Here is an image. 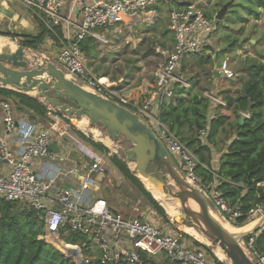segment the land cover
<instances>
[{
    "label": "built area",
    "instance_id": "obj_1",
    "mask_svg": "<svg viewBox=\"0 0 264 264\" xmlns=\"http://www.w3.org/2000/svg\"><path fill=\"white\" fill-rule=\"evenodd\" d=\"M16 1L47 27L51 46L61 44L57 59L66 74L72 76L73 80L84 88L97 92L141 116L166 146L170 155L178 159L181 167L179 171L187 182L205 194L208 193L206 197L210 205L227 222H234L240 217V209L232 208L220 191L202 189L201 180L196 173L197 157L170 131L168 125L159 119L158 113L154 112L155 106L159 107L174 96L176 83L185 88L191 87L177 76L181 61L187 57L206 56L215 31V23L198 6L199 2L179 6L175 5L173 0H97L93 4L82 5V20L78 25L77 34L66 41L57 31L63 22L61 10L66 0ZM160 3L170 7V29L175 33L176 45L166 62L157 69L149 98L139 102L122 95L113 85L103 82L102 77H96L88 70L81 42L92 37L99 43L108 44L105 31L107 28H114L126 21L134 22ZM217 73L226 79L235 77L227 61L217 67ZM204 95L210 100L213 108L218 105L227 106V103L214 93L206 92ZM2 110L5 131L11 133L17 127L12 104L3 102ZM240 114L245 119L251 118L249 112L241 111ZM207 134V129L201 130L200 139L204 141ZM51 144L49 132L40 130L32 136L24 152L16 156L8 140L0 137V157L11 166L8 173L0 172V198L7 202L24 204L28 209L35 210L44 223V233L39 239H44L59 250L56 242H62L72 250V255L67 258L72 263L147 264L150 258L165 256L164 259L170 264H225L214 259L192 239L185 237L181 230L173 231L153 223L148 217V212L135 208L134 212L140 215L129 218L128 214L112 209L104 198H83L81 192H91V188L96 186L91 180L92 174L107 172L101 158L91 160L82 174L75 176L74 172H69L78 179L80 192L73 188H63L53 193L54 185L66 173L62 168L51 170L55 167V162L62 164L65 161L63 156L50 150ZM174 161L176 162L175 159ZM38 162L48 166L49 170L44 166L38 171ZM250 214L252 217L264 215V204L253 209ZM71 234L80 237L76 244L66 242V238ZM254 241L255 238L252 237L248 243L254 252L255 260L257 264H264V254L255 250Z\"/></svg>",
    "mask_w": 264,
    "mask_h": 264
},
{
    "label": "trees",
    "instance_id": "obj_2",
    "mask_svg": "<svg viewBox=\"0 0 264 264\" xmlns=\"http://www.w3.org/2000/svg\"><path fill=\"white\" fill-rule=\"evenodd\" d=\"M244 1L237 4V7L246 15L259 18L260 10H264V0ZM206 15L209 17V14ZM35 23L38 28L36 33L0 32V36H9L13 39L21 37L23 46L38 50L49 31L37 18ZM57 31L60 35L59 28ZM172 38L176 44L175 35ZM99 47L98 41L92 37L81 42L86 57L97 58ZM196 57L201 59L202 63H209V59L212 58V56ZM243 72V76L240 77L241 89L236 94L228 90L223 92V95H219L227 106L218 105V107L229 111L235 117L234 120L228 122L227 116L212 117L214 108L210 100L205 95L193 92L191 88L183 87L180 83L175 84L174 96L161 103L158 109L159 119L166 123L170 131L175 133L197 157L196 173L201 180L202 189L220 191L232 208L240 209V217L233 222L239 227L252 222L253 217L250 212L264 204V186L261 185L264 183V62L253 61L244 68ZM103 82L107 83L108 80L103 79ZM0 96L16 98L25 108L40 117H47L48 109L36 98L3 88H0ZM241 111L249 112L251 115V118L245 119L243 124H241L243 117ZM204 129L208 130V134L203 141L199 137V132ZM222 133H228V136L225 148L218 151L217 143L219 144L220 141L218 137ZM81 136L101 152L109 153L107 147L91 138H86L83 134ZM216 150L221 153L217 169L213 165L216 160ZM111 162L140 191L152 208L166 218L163 207L145 188L144 178L139 176L143 184L127 163L117 155L111 157ZM43 233L44 223L35 210L0 198V264H74L57 248L39 239ZM252 237L255 238V250L264 254V228L247 237L245 242L248 243ZM79 238L76 234H71L66 238V242L73 245ZM195 239L204 242L201 237ZM195 243L206 249L208 254L217 260L213 248L214 254L204 244L198 241ZM147 264L158 263L154 258H150Z\"/></svg>",
    "mask_w": 264,
    "mask_h": 264
},
{
    "label": "rangeland",
    "instance_id": "obj_3",
    "mask_svg": "<svg viewBox=\"0 0 264 264\" xmlns=\"http://www.w3.org/2000/svg\"><path fill=\"white\" fill-rule=\"evenodd\" d=\"M191 1V3L199 2L198 6L205 11V14H209V17L214 20L215 31L213 32L210 46L208 47V51L206 53V56H212V58L209 59V63H202L200 61L201 59L198 57L184 58L178 69L177 76L189 84L193 92H197L203 96L206 92L221 96L223 95V92L228 90L232 91L233 94H236L241 89L240 77L244 74V68L253 61L264 62V10H260V17L257 18L253 15H246L241 8L237 7V4L245 2L244 0ZM228 4H230V6L227 14L222 17V19H218V13ZM18 9L25 10V8L20 4L18 5ZM8 22L9 21L6 20L4 25ZM169 25V10L166 6L162 7L160 12H157L156 15L150 17L147 21L144 20L136 24L129 23L127 25H123L122 23L117 24L116 27L111 29L112 32L108 34L109 36L107 38L109 43H99L100 47L98 50V59L87 57L89 63L88 66H93L94 69H90L92 74L97 75V77L102 76V78L108 77L107 84H109V80L112 82H119L123 79V84L125 86L130 83L137 85V87L139 86L138 88H141L140 86H145V91L141 97H147L152 84H154L157 69L166 62L168 55L174 50L176 45L175 40L172 38L175 33L173 30H171L172 32H169ZM11 26L15 28L14 30L19 32L24 30L23 26L20 24H11ZM9 38L13 39L12 37ZM18 40V44L22 45V38H18ZM44 43L45 42H43L38 50H34L36 53H40L36 56V58L34 57L35 54L33 52L28 53V59L31 65L34 66L42 61L52 62L55 60L54 54H49L48 49H44ZM11 47H15V43L12 41ZM51 48L53 49V47L49 46V49ZM2 49L3 47L0 49V52ZM225 61L228 62V67L235 74L234 80L222 78V76L217 73V67L222 65ZM69 78L73 79L72 76H69ZM193 83L197 85H194ZM132 89H134V87H132L131 90ZM58 111L61 113V116H69L67 112H62L59 109ZM212 114V117L227 116L229 117L227 120L228 122L235 119L229 111L218 106L214 107ZM70 117L74 120L75 124V120L77 118L74 115H71ZM64 120L68 124L72 123L69 119L64 118ZM150 125L153 126L151 122ZM89 126L97 129L100 132V136L103 135V139L109 138L108 131L104 130L101 125H93L89 120ZM153 129L155 130L154 127ZM72 130H77L76 125H73ZM87 136L94 139V135L91 133H88ZM227 136L228 133H222L219 135L218 138L220 141L219 144L217 143L218 151H222L225 148L224 146ZM107 140L111 142V146L106 145L105 143L104 145L109 148L110 154H100L94 151L92 147V149L89 148L91 151L87 152V154L90 157H93L94 155L101 157L102 160L107 163L106 167L110 171L114 172V174H110L108 172L110 179H112L113 175V185L110 189L105 190L103 193L104 196L113 203L115 209L124 214L133 212V214H128V217L132 218L140 215V213H134L135 208H140L142 210L150 208L152 211V218L149 219L158 226H165L173 231L180 232L181 226H194L191 224L190 219H184L182 217V208L179 200L167 199L166 195L162 191L155 188L154 183L151 180L144 179L145 188L162 207L163 205L160 202V199H158L154 193L155 189L158 190V194L163 201H170L177 205V213L173 217L168 215L164 207L163 209L165 210L167 216L166 218H163L157 211H155L140 191L129 180H127L111 162V156L117 155L125 161L131 171L137 175L136 160L127 159V152L134 148V145L122 136H120L116 141H113L110 138ZM96 141L100 142L99 139H96ZM86 144L87 146H90L88 143ZM173 157L176 160L175 163L177 168L181 169L178 159L175 156ZM150 171H154V168L151 167ZM137 177H139V175H137ZM139 179L142 181L141 178ZM201 192L205 197L208 194H205L204 191ZM125 202H127V209L124 204ZM211 210L212 213L221 220V222H227L213 206H211ZM263 216L264 215H258V217L253 216L252 222L241 227L235 226L233 222L228 223L239 229L238 233L240 234L251 231L253 228L258 226L259 220H261ZM250 224H253V226L248 227ZM262 228H264V226H262ZM190 237L193 238L192 236ZM195 238L193 240L198 241ZM208 241L210 240L208 239ZM202 243L204 246L211 249L212 254H214L213 249L215 250L214 255L217 256L216 258L219 261L220 258L217 250L213 246L210 248V244L208 242ZM241 246L251 261L254 264H257L254 252L249 246V243L244 240L241 242ZM164 257L165 256H163V258L156 257L155 261L158 264H164V261H167ZM229 262L231 261L229 260ZM224 263L233 264L232 262L228 263V261Z\"/></svg>",
    "mask_w": 264,
    "mask_h": 264
},
{
    "label": "water",
    "instance_id": "obj_4",
    "mask_svg": "<svg viewBox=\"0 0 264 264\" xmlns=\"http://www.w3.org/2000/svg\"><path fill=\"white\" fill-rule=\"evenodd\" d=\"M230 4L218 13V19L227 14ZM26 52L23 45H18L14 51L10 45L3 47L0 52V85L12 87L22 94L38 92V97L53 108L79 119L86 116L93 125H101L113 141L120 136L126 138L134 145L127 152V159L136 160L137 174L151 180L167 199L180 201L182 217L190 219L193 227L205 234L211 242L210 248L220 246L233 264H254L241 242L264 226V216L251 231L234 236L229 234L217 223L208 199L198 187L187 182L166 146L141 116L84 88L53 62L31 65ZM244 122L242 117L241 124ZM50 150L59 153L55 144L50 145ZM151 167L154 171H150ZM190 201L199 206V211L191 207ZM59 251L66 259L70 257Z\"/></svg>",
    "mask_w": 264,
    "mask_h": 264
},
{
    "label": "crops",
    "instance_id": "obj_5",
    "mask_svg": "<svg viewBox=\"0 0 264 264\" xmlns=\"http://www.w3.org/2000/svg\"><path fill=\"white\" fill-rule=\"evenodd\" d=\"M96 1L97 0H66L65 1L64 6L61 10L63 22H62V25L59 27V30L61 31L60 37L62 39L67 41V40H70L71 38H73L77 34L78 25L81 23V20H82V15H81L82 5H84V4L90 5V4L95 3ZM173 1H174L175 5H179V6L184 5V4H190L192 2L191 0H173ZM18 5H19V3L16 0H0V32L8 33V32L12 31L15 33L16 32L17 33H21V32L36 33L38 31V28H37V24L35 23V18L33 16L32 12H30L23 5L22 6L25 8V10L18 9ZM165 6L169 10V20H170V11L171 10H170L169 5H167L165 3H160L157 6H154L151 9H149L145 16H143L142 18H140L134 22H131V23L136 24V23L144 21V20L147 21V20H149L150 17H153L154 15H156L157 12H160L161 8L165 7ZM6 20H8L9 22L6 25H4ZM129 23H130L129 21H126L122 24L127 25ZM11 24H20L23 26L24 30L21 32L16 31V30H14L15 28L13 26H11ZM4 26H6V27H4ZM169 28H170V25H169ZM111 29L112 28H107L105 30L107 33V37L109 36L108 34H110L112 32ZM115 29H117V28H115ZM3 37L5 38L6 36H0V39H2ZM5 39L15 43V47L14 48L11 47L13 51L18 47V45H19L18 44L19 43L18 38L13 40L11 38L6 37ZM19 39H21V37ZM48 39L49 38L47 37L44 40V42H45L44 43V47H45L44 49L47 48L49 51V54H54L55 60H53L52 62L55 63L60 68H62L58 62V59H57L58 51H59L58 48L61 47V44L58 43L57 46L53 47L49 44ZM49 46L53 47V49L52 48L49 49ZM26 50H27V52H26L27 56H28L29 52H33L35 54L34 55L35 58L38 54H40L38 52L36 53L31 48L26 47ZM87 59L88 58L86 57V65L88 67V70L92 73V71L90 69L94 70L93 66H88L89 63H88ZM94 59H98V57L94 58ZM95 76L97 77V75H95ZM99 77H102V76H99ZM107 78H104V79H107ZM109 83L113 86L116 85L114 87L117 90H119L122 95L129 97V98H133L139 102H142L144 99L149 98L150 92L152 91V88L154 86V84H152L151 90L147 94V97L144 98V97H141V95L145 91V86H140L141 88H138L139 86L137 87V85H133L132 83L127 84V86H125L123 84V79L120 80L119 82H117V81L112 82L109 80ZM132 87H134V89L131 90ZM0 88L18 92L14 88L8 87V86L4 87V86L0 85ZM18 93H20V92H18ZM26 95H29L33 98H36L43 105L46 106V108L48 109L47 117H45V118L40 117L39 115L34 113L32 110L25 108L24 106H22L19 103V100L16 98L0 96V137L7 139L8 142L10 143L11 150L14 152V154L16 156H20L24 152L28 142L31 140L32 136L36 132H38L40 130L48 131L50 136H51V139H52V144H55L59 149L58 154L65 158V161L62 164L59 162H55V164H54L55 167L51 168L52 171H55L57 169L62 168L65 170L64 173H66L64 176L61 177V179L59 181L56 182V184L54 185V188H53V192L57 193L58 191H60L63 188H70V189L73 188L74 190L80 192V184H79L78 179L75 176H77V174H79V173L82 174L85 171V166H88V164L90 163L91 160L101 158L97 155H94L93 157L88 156L87 152L91 151V150H89V148L90 149L93 148L94 151H96L100 154L104 153V152H101L99 149L93 147L88 141H86L81 136V134H83L84 136H86V138H90L89 136H87L88 133H91L94 135V133H93L94 128L89 126V131H85L78 126L79 122L86 121L85 119H88V117L83 116L80 119L76 117L77 119L75 120V124H74V120L70 117L71 115H69L67 113L69 116H65V115L61 116V113L58 111V108H53L51 105L47 104L43 99L38 97V92H32V93H28ZM3 102H10L12 104L13 109H14L15 118L17 121V127H16L15 131H13L11 133H7L5 131V126L3 124V110H2V103ZM158 109H159V107L155 106L154 112L158 113ZM64 118L69 119L72 123H70V124L66 123ZM88 124H89V122H88ZM73 125L74 126L76 125V127H77L76 131L72 130ZM95 130H97V129H95ZM91 139L93 141H95L96 143H99L100 145L105 146L104 145L105 142H103L102 140H100V142L96 141L95 135H94V139L92 137H91ZM85 142L88 143L90 146H87V144ZM105 147H107V146H105ZM215 152H216V160L213 162V165H214V168L217 169L218 165H219V157H220L221 153H218L217 151H215ZM104 154H106V153H104ZM108 154H110V150H109ZM108 154H106V155H108ZM101 160H102V158H101ZM102 162L106 166L107 163H105L103 160H102ZM44 166H46V165H42V163H39L37 166L38 171H41L42 167H44ZM46 169L49 170L48 166H46ZM10 170H11V166L8 164V162L2 160L0 157V172L8 173ZM69 172H74L73 174L75 176H72L71 174H69ZM108 172L110 174H114V172L110 171L108 168H107V172L104 174H92L91 180L96 183V186L91 188V192H81L80 195L83 198H85L86 200H89L91 197H93L92 199L104 198L108 201V203L110 204L112 209L117 210L114 208L113 203L107 197H105L104 193H103L105 190L110 189V187H112V185H113V183H112L113 175H112V179H110ZM137 175H139V174H137ZM137 175L135 174V176H137ZM261 185L264 186V183ZM124 204H125L126 209H127V202H125ZM21 205L26 207L24 204H21ZM146 209L147 210L141 209V212H148V217L152 218L151 209L150 208H146ZM117 211H119V210H117ZM127 214L130 215V214H133V212H130ZM185 233H184L185 237L190 238L192 240L194 239V238L189 237V235L185 234ZM199 242L202 243L201 241H199Z\"/></svg>",
    "mask_w": 264,
    "mask_h": 264
},
{
    "label": "bare ground",
    "instance_id": "obj_6",
    "mask_svg": "<svg viewBox=\"0 0 264 264\" xmlns=\"http://www.w3.org/2000/svg\"><path fill=\"white\" fill-rule=\"evenodd\" d=\"M6 38V37H5ZM4 37L1 39V44H0V49L2 47H4V45H10L11 46V41H8L6 40ZM9 38V37H8ZM31 51V50H30ZM30 57V56H29ZM104 79V78H103ZM86 121H82V122H79L78 126L85 130V131H89V124H88V119H85ZM92 132V131H91ZM93 133L96 137V139H99V140H102L103 142H105L107 145L111 146V142L108 141L107 139H103L102 136H100V132L97 131V130H93ZM135 165V164H134ZM132 165V166H134ZM141 176V175H139ZM143 177V176H141ZM144 179H147L145 177H143ZM154 193L156 195V197L158 199H160V202L162 203L163 207L165 208L166 212L168 213L169 216L173 217L176 213H177V205H175L173 202H170V201H163L160 197V195L158 194V190H154ZM190 205L191 207L195 210V211H199V206L197 204L194 203V201H190ZM216 220H217V223L223 227L229 234L231 235H237L238 232H239V229H237L235 226H232L231 224H229L228 222H221V220L215 216ZM255 225V224H254ZM250 226H253V224H250L248 227ZM181 230L186 232L187 234H189L190 236H192L193 238L195 237H202V239L204 240V242H208L209 244H211L210 241H208L207 237L205 236V234L203 232H201L200 230H198L197 228L195 227H189V226H181ZM56 244L58 245V247L60 248L61 251H63L67 256H71V252H70V249L65 246L62 242L58 241L56 242ZM217 252H218V256L220 258V260L222 262H227L228 263H231L229 262V259L227 257V255L225 254V252L220 248V246H213Z\"/></svg>",
    "mask_w": 264,
    "mask_h": 264
}]
</instances>
